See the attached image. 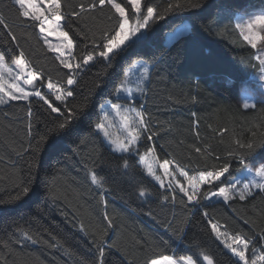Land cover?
Returning a JSON list of instances; mask_svg holds the SVG:
<instances>
[{"label":"trees","instance_id":"16d2710c","mask_svg":"<svg viewBox=\"0 0 264 264\" xmlns=\"http://www.w3.org/2000/svg\"><path fill=\"white\" fill-rule=\"evenodd\" d=\"M263 1L201 0L200 9L168 13L163 20L150 22L146 36L133 40L135 44L118 56L110 68L105 69L101 62H90L84 71H78L76 83L68 87V70L54 52L48 51L38 23L17 20L12 0H0V12L19 43L17 47L0 26V52L5 53L8 61L22 49L27 60L43 73V84L38 82L41 86L47 84L50 76L53 83L70 88L73 96L64 103L56 100L54 93L42 90L62 110L66 105L71 108L82 103L85 97L89 100L87 111L73 121V134L63 139L52 136L39 154V167L34 169L28 167L33 156L29 144L34 145L52 127L57 114L51 113L38 98L0 105V201L5 202L0 204V264H92L97 255L93 233L99 225L107 226L105 213L113 223L106 239L116 245L106 249L105 264H145L149 258L162 254L177 259L188 255L202 259L201 251L210 252L214 264H233L237 258L215 239L205 212L224 226L221 231L251 237L258 245L256 254H264L259 247L264 244V193L255 189L244 201L237 198L225 203L212 199L203 201L204 206L182 204L181 199L186 202L187 198L159 186L147 175L138 157L129 161L125 175L120 154L111 152L103 137L94 131L100 105L110 99L115 101L110 93L122 71L134 61L147 62L153 66L151 81L147 95L137 100L136 106L143 105L150 131L158 134L151 141L145 134L140 141V154L154 148L157 161H170L176 180L184 184L177 165L191 176L210 167L215 155L223 159L233 133L247 137V130L253 125H264V104L257 102L255 109H244L240 104L241 85L251 82L258 73L259 62L254 59L256 51L243 43L234 27L236 17L246 5ZM66 2L76 5L81 0ZM167 2L142 0V9L148 4L163 11ZM122 5H126L130 17H135L127 0ZM94 16L95 20L64 21L74 44V63L92 50L97 26L113 24L119 18L109 6ZM109 16L113 17L111 21ZM193 20V31L179 42L169 39L179 26L190 25ZM97 81L99 88L94 87ZM224 128L228 132L221 136L220 130ZM197 147L213 156L197 153ZM241 168L233 161L231 175L226 174V178L237 177ZM90 170L99 174L108 191L92 184ZM157 176L164 182L160 170ZM29 181L33 189L29 196L9 202L19 190L17 185ZM53 187L55 199L48 194ZM141 188L146 191L143 197L139 195ZM102 192L106 206L101 200ZM246 220L249 222L245 223ZM21 230L31 234L37 243L24 239Z\"/></svg>","mask_w":264,"mask_h":264},{"label":"snow or ice","instance_id":"6c2138e0","mask_svg":"<svg viewBox=\"0 0 264 264\" xmlns=\"http://www.w3.org/2000/svg\"><path fill=\"white\" fill-rule=\"evenodd\" d=\"M124 0H81L80 3L72 5L66 0H12V8L15 9L16 19L21 20L22 23L37 22L39 25V32L42 34V39L47 45L48 51L58 52L56 57L63 68L68 70L66 76L67 85L71 86L76 83V75L84 71V66L89 65L90 62H101L105 69L110 68L118 56H122L127 52L128 48L132 47L136 41H132L133 37L140 40L143 37L142 29H147L151 23L157 20L165 19L166 14L173 12H183L188 10H197L202 7L201 0H168L163 11H159L154 6L144 5L142 14L141 0H127V5L131 6V11L136 13L135 23L130 25V17L126 11V5L122 6ZM109 6L111 10L119 17L113 24L107 26H97L98 32H94L92 36V50L83 54V56L75 63V56L70 58H61L65 56L64 49L71 51L73 48V40L69 37V32L65 30L66 26L63 21L71 19L72 21L86 20L91 18L95 20L94 13L97 11L103 12L104 8ZM69 9V10H65ZM113 17L109 16L108 20ZM0 26L6 29V34L11 38V41L17 44L15 33L12 31L7 18L3 12H0ZM196 27L195 21L192 23L181 25L177 30L171 34V39L174 42H179L180 38ZM235 29L239 32V37L244 44L250 46L251 49L257 50L259 53L254 55V59L259 62L258 77L260 81H264V12L260 14L251 13L247 16H237ZM139 34V35H138ZM49 36H56L62 38L59 44L53 45L49 40ZM66 41V43H65ZM132 41L131 44L127 43ZM6 55L0 52V105L7 104L9 101L15 100H29L30 97H37L43 101L44 105L50 109L51 113H56L57 118L54 119L52 127L47 129L36 140L34 145L29 144V149L33 153L31 160L28 162L30 169L38 168L40 161L39 154L43 152L49 144L52 136H60L61 139L70 137L73 134V121L84 114L89 106V100L85 97L80 104L73 105L71 108L65 107L62 110L58 105L54 106L49 98H46L38 88L43 84H34V81H40L43 73L36 69L26 58L25 52L21 49L18 55L13 54L11 57V65H15V69L11 65H6ZM255 67V66H254ZM5 71L11 77L9 81H5ZM153 66L147 62L134 61L130 67L122 71V77L118 78V83L113 85L110 95L115 96L116 100H107L100 105V116L94 124V131L101 135L107 143L109 150L113 153L120 154V160L123 162L122 167L125 170L130 168L129 161L133 157H138L140 163L145 162L147 155L154 153V148H148L144 154H140V141L145 137L151 141L157 132L150 131L149 121L146 119V112L143 105L138 108L136 106L137 95H147V85L151 81V74ZM133 77L135 79H133ZM31 86L26 89L20 82ZM47 88L55 93V99L64 103L68 97L73 96V91L68 88L65 89L60 83H53L51 77L47 78ZM94 87H100V81H97ZM264 89V83L256 85V90ZM252 83L249 81L241 85V95L243 98L244 109H255L257 104L253 102L252 98ZM264 96V91L260 93ZM5 97L7 99H5ZM123 101V103L118 102ZM131 101V103L129 102ZM260 103L264 104V100ZM115 113L120 117V123L123 127L122 135H114L109 129L113 125L111 115ZM7 114V113H6ZM33 115L31 108L28 109V116ZM60 117H63L62 119ZM31 128V123H29ZM228 132L227 128L220 130V135L223 136ZM248 135L233 133L232 139L227 146L225 156L215 155L214 161L210 167L198 171L195 175H188L183 167L176 166V171L180 176L186 178V184L176 181L175 188L187 198L185 202L181 199L182 204H200L203 201H211L214 197L222 198L225 203L230 200L239 199L244 201L253 195V189L264 193V125H253L247 130ZM223 142V140H221ZM28 151V149H25ZM197 153L206 157L213 156L210 151L197 147ZM257 153H260L257 156ZM126 154V155H125ZM236 161L238 165L242 166L241 170L251 177L246 182L239 178L228 180L226 174L231 175L230 169L232 162ZM170 161L167 159L159 163V167L164 169L165 173L169 171ZM147 175L159 180L151 164L146 165ZM91 182L103 191H108L99 179V174L90 170ZM31 181L28 183L21 182L17 185L18 191L10 197L9 202H18L28 197L33 191L31 188ZM207 186V187H204ZM161 187L163 184L161 183ZM172 184H169V189L175 191ZM50 196L56 198V193L53 188L49 189ZM141 197L146 195V191L141 188L139 190ZM168 200V196H164ZM101 200L107 204L103 192L101 193ZM175 202V196L172 197ZM5 203L0 201V204ZM207 223L210 225L211 233L215 239L223 245V247L230 251L232 257L237 258L233 264H264V254L257 255L256 245L251 237L242 233L230 234L226 229L221 231L224 226L219 222H214L213 218L204 213ZM104 220L107 221V226L99 225V230L94 232L95 239L93 246L96 250V257L92 264H105L106 249L116 247L115 243H109L106 237L109 235L108 229L113 226L112 218L104 214ZM249 221H245L248 223ZM171 230V223L169 225ZM81 231H84L81 225ZM182 231V229H181ZM20 234L24 239L30 240L32 243H37V240L28 232L21 230ZM261 240L264 241V232L261 233ZM139 243V241H137ZM7 242L5 247H7ZM261 251L264 252V244L259 245ZM199 257L202 259H194L192 256H180L179 259L170 255H161L159 258L151 257L145 264H214V256L210 252L201 251ZM215 264H219L218 261Z\"/></svg>","mask_w":264,"mask_h":264},{"label":"rangeland","instance_id":"374dc122","mask_svg":"<svg viewBox=\"0 0 264 264\" xmlns=\"http://www.w3.org/2000/svg\"><path fill=\"white\" fill-rule=\"evenodd\" d=\"M117 2H119V0H117ZM123 6V5H122ZM141 7H142V0H141ZM126 11L128 12V10L126 9ZM264 12V1L263 3H259V4H256V3H250L248 5H246L242 10L241 12L239 13L238 16H247L248 14H251V13H256V14H260ZM135 13V12H134ZM142 14H143V9H142ZM129 17H130V14L128 13ZM135 16H136V13H135ZM135 17H130V25L134 24L135 23ZM64 23V21L62 22ZM141 32L143 33V37L142 39L146 36V29H142ZM139 35V34H138ZM42 36V34H41ZM169 37V35H168ZM62 38H57L56 36H49L48 37V40L53 44V45H56V44H59L60 41H61ZM171 39V36L170 38ZM133 40H136V37H133L132 38V41ZM131 41H128L127 43H129ZM66 43V41H65ZM73 51H74V44H73V48L71 49V51H69L68 49H64V52H65V56L64 57H61L62 59L63 58H70L71 56H73ZM256 51V54H260L259 53V48ZM57 56L59 55L58 52H54ZM73 62V61H71ZM74 63V62H73ZM91 64V63H90ZM6 65H11V61H8V59H6ZM11 67L13 69H15V65H11ZM11 79V77L8 76L7 72L5 71V81H6V86H7V81H9ZM133 79H135L133 77ZM41 81V80H40ZM39 81H34L33 83L34 84H39L38 83ZM21 85L23 87H25L26 89H29L31 86L29 85H25L23 84V82L21 81L20 82ZM251 83H252V88H253V91H252V98H253V102L257 103V102H260L261 100H264V96H262L260 93L261 91H264V89H261V90H256V85H259L261 83H264V81H260L259 80V77H258V73L256 75H254L252 77V80H251ZM74 85V84H73ZM73 85L71 86H68V87H72ZM38 90L42 93V90L46 91V92H49V93H54L52 91H50L46 85H43V86H40L38 88ZM55 94V93H54ZM30 98H37V97H30ZM29 98V99H30ZM5 99H7L5 97ZM142 99L141 96L137 95V100H140ZM115 100H116V97H115ZM15 101H22V100H15ZM15 101H9L7 104H4V105H8L9 103L11 102H15ZM25 101V100H24ZM118 102H121L123 103V101H118ZM131 103V101H129ZM240 104L243 105V98H242V95H241V98H240ZM243 107V106H242ZM111 119L113 120V125L112 127L109 129L114 135H122L124 134L123 133V127L120 123V117H118L115 113H113L111 115ZM144 169L146 170L147 172V169H146V165L147 164H151L153 170L155 171L156 175H157V171L160 170L164 179H172V181L174 182V184H176V177H175V173L173 172V170H171V168L169 167V171L168 173H165L164 169L160 168L159 167V162L157 161L155 155L153 153L149 154L146 156L145 158V162L144 163H140ZM151 177V176H150ZM156 183H158L160 186H161V181L160 179L157 180V179H154L153 177H151ZM185 178V177H184ZM235 178H239L241 181L243 182H246L247 179H250L251 177L247 176L246 173H239V175ZM172 184V186L174 187L173 183L169 180H166L165 181V185L167 186V188L169 189V184ZM185 184H186V178H185ZM175 188V187H174ZM178 189V188H177ZM170 190V189H169ZM179 190V189H178ZM255 189H253L254 191ZM171 191V190H170ZM176 191V190H175ZM213 200H223L222 198L220 199H217V198H213Z\"/></svg>","mask_w":264,"mask_h":264},{"label":"bare ground","instance_id":"6f19581e","mask_svg":"<svg viewBox=\"0 0 264 264\" xmlns=\"http://www.w3.org/2000/svg\"><path fill=\"white\" fill-rule=\"evenodd\" d=\"M166 180L171 181V182L173 183L174 187H175V184H174V182H173L172 180H170V179H166ZM166 180H165V181H166ZM164 186H166V185H165V182H164ZM166 189L169 190V189L167 188V186H166ZM175 190H176V191H170V190H169V191H170V192H173V193H179L177 188H175Z\"/></svg>","mask_w":264,"mask_h":264},{"label":"built area","instance_id":"2783aa9c","mask_svg":"<svg viewBox=\"0 0 264 264\" xmlns=\"http://www.w3.org/2000/svg\"><path fill=\"white\" fill-rule=\"evenodd\" d=\"M164 186V185H163ZM164 188H166V186H164Z\"/></svg>","mask_w":264,"mask_h":264}]
</instances>
